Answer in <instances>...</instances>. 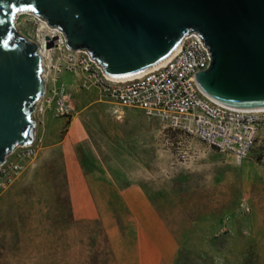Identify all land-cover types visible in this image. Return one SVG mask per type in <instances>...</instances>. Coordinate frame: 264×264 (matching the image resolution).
I'll use <instances>...</instances> for the list:
<instances>
[{
	"label": "rangeland",
	"instance_id": "1",
	"mask_svg": "<svg viewBox=\"0 0 264 264\" xmlns=\"http://www.w3.org/2000/svg\"><path fill=\"white\" fill-rule=\"evenodd\" d=\"M17 18L32 41L60 33L31 10ZM80 77L73 114L49 118L0 190V264H264L263 142L241 165Z\"/></svg>",
	"mask_w": 264,
	"mask_h": 264
},
{
	"label": "water",
	"instance_id": "2",
	"mask_svg": "<svg viewBox=\"0 0 264 264\" xmlns=\"http://www.w3.org/2000/svg\"><path fill=\"white\" fill-rule=\"evenodd\" d=\"M27 10L119 78L158 64L197 32L213 57L196 76L200 87L224 104L264 109V0H0V164L33 141L46 89L38 42L15 27Z\"/></svg>",
	"mask_w": 264,
	"mask_h": 264
},
{
	"label": "built area",
	"instance_id": "3",
	"mask_svg": "<svg viewBox=\"0 0 264 264\" xmlns=\"http://www.w3.org/2000/svg\"><path fill=\"white\" fill-rule=\"evenodd\" d=\"M52 53L44 56L46 89L36 103V122L31 143L21 144L0 164V190L14 184L38 154L43 144L45 114L66 118L73 114L70 92L61 82L53 89L48 82L61 74H82V85L95 86L102 99L122 108H136L199 139L210 147L231 154L237 163L252 154L258 141L264 144V110H249L224 104L209 96L198 84L197 74L212 65L213 57L201 34L189 32L165 63L119 78L107 74L85 48L71 49L62 31ZM264 160V158H263Z\"/></svg>",
	"mask_w": 264,
	"mask_h": 264
},
{
	"label": "crops",
	"instance_id": "4",
	"mask_svg": "<svg viewBox=\"0 0 264 264\" xmlns=\"http://www.w3.org/2000/svg\"><path fill=\"white\" fill-rule=\"evenodd\" d=\"M74 75H75V73H66V72H64L63 74L60 75V77L56 81L54 80V81L48 82V84H47L48 90L49 89L50 90L53 89L57 84L63 82L66 85V87L68 88V91L70 92V89H69V86H68V82H69V79L70 78L73 80ZM82 77H80L81 78L80 82L82 81ZM81 84H82V82H81ZM50 117H55V116L53 115L52 112H47V114H45V122H44V125L39 126L40 130L43 133L44 139H45V134L47 132V124H48V121H49V118Z\"/></svg>",
	"mask_w": 264,
	"mask_h": 264
},
{
	"label": "bare ground",
	"instance_id": "5",
	"mask_svg": "<svg viewBox=\"0 0 264 264\" xmlns=\"http://www.w3.org/2000/svg\"><path fill=\"white\" fill-rule=\"evenodd\" d=\"M20 15V13L18 14V16ZM18 19V18H17ZM46 26V25H45ZM47 27H48V25H47ZM58 31H56L53 35H50V34H46L45 36L46 37H44V39H41L40 41H38V46H39V48H40V50H41V52H42V55L43 54H46V53H48V54H50L51 53V50L49 49V45H47L46 43H47V36H49L50 38H55V37H59L60 36V33H57ZM58 39V38H57ZM56 44V43H55ZM171 56V54L168 56V57H166L165 59H163L162 61H160L158 64H162V63H165L166 61H167V59L169 58ZM158 64H155V66L156 65H158ZM239 107V106H238ZM242 108V107H241ZM242 109H249V108H242ZM258 109H260V108H251V109H249V110H258ZM260 110H264V109H260Z\"/></svg>",
	"mask_w": 264,
	"mask_h": 264
}]
</instances>
